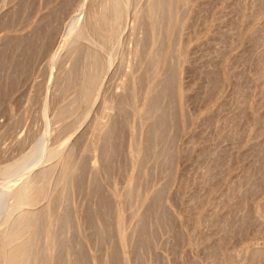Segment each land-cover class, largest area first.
Segmentation results:
<instances>
[{
  "label": "rangeland",
  "instance_id": "rangeland-1",
  "mask_svg": "<svg viewBox=\"0 0 264 264\" xmlns=\"http://www.w3.org/2000/svg\"><path fill=\"white\" fill-rule=\"evenodd\" d=\"M105 1L0 0V191L51 169L31 264H264V0H130L63 46Z\"/></svg>",
  "mask_w": 264,
  "mask_h": 264
},
{
  "label": "bare ground",
  "instance_id": "bare-ground-1",
  "mask_svg": "<svg viewBox=\"0 0 264 264\" xmlns=\"http://www.w3.org/2000/svg\"><path fill=\"white\" fill-rule=\"evenodd\" d=\"M161 3L164 4V0H156V4L154 2L153 6L154 7L158 6V8H160ZM102 5H100V6H102V9L100 10L99 14H94L93 13V12H95L94 9L90 8L91 10L93 9L92 13L91 12H90V14L88 13L89 14L88 20L85 22L84 27L81 28L80 30H78V26H79L78 23L74 24L75 22L73 21L74 26H72V25H71V27L69 26L70 28L67 31L68 32L67 36H65V38L63 40V44H62L63 46H65V45L67 46L68 44L72 45V43L74 44V42L76 44V42H80L81 40L83 41L84 39H87L88 32L90 31V29L99 34L98 36H100V38H101L100 40H102L101 43H103L101 46H103L104 44L107 45V43H111V42H114L117 40V37H118V35L121 31V28H122V23H123L126 11L130 6V0H108L107 2L105 1V4H102ZM153 6H152V8H153ZM152 11H155V10L154 9L151 10V13H153ZM155 13H157V12H155ZM155 16H153V17H155ZM100 40H97V41H100ZM58 51H60V50H58ZM100 51H101V47L96 48L93 51L87 53L88 54L87 55L88 64L86 65L85 69H83L84 70L83 71L84 77H83V82L81 83L82 84L81 93H80L81 101L89 100V98L91 97V93H92L91 88H93V86L94 87L96 86V82L100 76V73L104 71L105 62L103 63V61H102ZM111 54H113V53H111ZM56 59L58 60L57 55H56L55 60ZM113 60L114 59H112V57L109 58L106 61L107 65L109 64L108 66H111ZM51 61H52V59H51ZM51 65L53 67V63H51ZM62 68H63V66H62ZM108 68H110V67H108ZM74 72H72L70 74L71 75L73 74V76H74ZM73 76L70 77V80ZM129 87H131V86H129ZM166 88L167 87L165 86V89ZM163 89L164 88H161V90H163ZM65 112H66V110L64 109L61 111L62 114L61 113L60 114L63 115ZM108 129L110 130L113 128H108ZM108 129H107V133H104V134H107V137L109 134H111L110 131H108ZM112 134H113V132H112ZM105 141H107V140H105ZM49 153H50V155H52V156L56 155V157H57V155L62 154V151H58L57 149L56 150L54 149L53 152L50 151ZM32 158H33V155L32 156L28 155L25 157L24 168L28 169V171L30 170L29 169L30 167L28 168V165H30L29 163H31ZM50 158L48 157V159H50ZM37 162H38V160H37ZM32 163H36V162L33 161ZM47 170H51V169H47ZM47 170L41 169L38 172V179H34V178L31 179L30 177H28L31 180H26L25 182L21 183L19 185L18 189L12 195H10L11 193L9 194V192L6 191L10 195V198H12V202L9 203L8 213L6 215L5 222L8 223L13 218V220H12L13 223H11L12 225L8 226L6 229H4L2 232H0V238H1V240H0L1 241L0 264H31L32 245L34 244L33 239L36 240V237L34 238V236L36 235V227L38 226V224L40 222L39 220L41 219V217L39 218L40 211L35 210L34 206L37 205V203L39 202L40 199H43L41 197H42V193L45 190V183H46L48 175H49V174L47 175V172H49ZM95 171H97V170H95ZM30 173H32V172H30ZM14 175H16L15 172H14ZM33 175H36V174H33ZM1 192L2 191H0V206L4 203L3 199H6V197H9V195L7 196L6 192L5 193H1ZM7 206L8 205H6V207ZM32 242H33V244H32ZM46 244H47V242H46Z\"/></svg>",
  "mask_w": 264,
  "mask_h": 264
}]
</instances>
